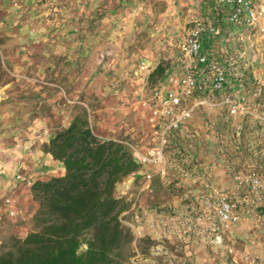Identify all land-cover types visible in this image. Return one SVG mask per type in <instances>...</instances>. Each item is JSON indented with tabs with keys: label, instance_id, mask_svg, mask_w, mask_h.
Returning a JSON list of instances; mask_svg holds the SVG:
<instances>
[{
	"label": "rangeland",
	"instance_id": "rangeland-1",
	"mask_svg": "<svg viewBox=\"0 0 264 264\" xmlns=\"http://www.w3.org/2000/svg\"><path fill=\"white\" fill-rule=\"evenodd\" d=\"M253 1L264 13V0ZM213 7L214 0H0V90L14 84L10 103L49 116L56 131L86 111L100 137L153 146L145 102L155 68L166 66L158 83L185 72L180 44L198 20L227 24L226 36L211 37L239 45ZM240 32L245 56L217 60L227 70L226 92L244 96L245 110L231 114L222 94H198L195 102L204 103L168 148L171 163L189 171L171 167L146 189L138 176L130 195L119 192L130 198L121 215L134 237L128 264H264V32ZM15 128L6 125L0 138ZM24 199L19 216L0 221V253L32 230L39 204ZM150 206L181 211L168 223L170 235L146 228ZM135 212L141 235L126 223ZM149 226L164 229L162 221Z\"/></svg>",
	"mask_w": 264,
	"mask_h": 264
},
{
	"label": "trees",
	"instance_id": "trees-1",
	"mask_svg": "<svg viewBox=\"0 0 264 264\" xmlns=\"http://www.w3.org/2000/svg\"><path fill=\"white\" fill-rule=\"evenodd\" d=\"M165 71L160 63L152 82L158 84ZM45 150L63 162L66 174L34 179L31 191L39 206L32 230L12 238L0 264H128L134 237L121 217L129 204L118 186L142 168L131 148L100 137L83 111Z\"/></svg>",
	"mask_w": 264,
	"mask_h": 264
},
{
	"label": "built area",
	"instance_id": "built-area-1",
	"mask_svg": "<svg viewBox=\"0 0 264 264\" xmlns=\"http://www.w3.org/2000/svg\"><path fill=\"white\" fill-rule=\"evenodd\" d=\"M213 9L217 14L225 9L228 22L236 28L264 32L263 10L253 0H214ZM205 34L222 36L224 31L215 21L198 20L180 44V49L186 57L185 72L181 75L173 74L165 83H158L149 101L145 102L151 112L150 123L155 129L156 144L141 148L128 141H121L131 148L135 159L142 166L139 172L143 189L150 188L157 175L166 177L169 173L168 169L174 167L169 158L168 148L172 143H176L175 137L192 117L194 110L204 103L195 102L198 94L206 96L222 94L221 104L225 105L231 114H238L246 108L244 96L226 92L228 74L225 66L203 51ZM226 40L230 41V36L226 37ZM147 166L152 168L145 170ZM15 178L29 187L34 182L33 178H26L22 173H17ZM0 203L7 208L10 217L17 216V198L6 195ZM226 206L227 212L229 205ZM3 219V212L0 210V221ZM126 223L136 234H142L141 214L135 212L132 220Z\"/></svg>",
	"mask_w": 264,
	"mask_h": 264
},
{
	"label": "crops",
	"instance_id": "crops-1",
	"mask_svg": "<svg viewBox=\"0 0 264 264\" xmlns=\"http://www.w3.org/2000/svg\"><path fill=\"white\" fill-rule=\"evenodd\" d=\"M217 15L218 21L228 22L227 14L221 13ZM219 25L224 27L227 24ZM231 27L233 28L231 36H234V39L236 38L234 43L237 42L239 45L232 46L227 43L226 38L225 41L222 40L219 42L214 40V36L211 37L212 35L205 34L207 37L204 36L203 38V51L216 60L221 57L224 61H227L229 56H245L246 49H244L243 46H245L247 42L244 40V37L240 36L242 35L240 32L242 28H236L233 25H231ZM223 31V35L226 36L225 30ZM229 47L232 48L230 49ZM173 74H177V72L171 73L170 76ZM165 82L166 80L160 81V83ZM13 85L14 84H8L0 90V132L8 124L16 126V130L14 132L12 131L13 134L10 139L5 140L4 138H0V202H2V198L6 195L17 198L19 200L17 216H19L23 212V205L25 204L24 198L31 199L33 196L31 187L27 186L25 183L18 182L15 175L17 173H22L26 178L48 179L52 176L65 175L66 168L63 162L54 159L53 155L45 150V146L57 132L55 127L50 125V117L37 115L35 111L31 113V109L25 108V106H18L15 103H10V95L16 93ZM5 102H9L11 106L4 105ZM70 123L71 122L64 127H67ZM17 124L20 126H17ZM180 143L182 144V142H179V144ZM143 147L145 148L146 146L143 145ZM174 165V168L178 171L184 172L188 170L180 163L175 162ZM151 168V166H147L145 170H150ZM138 176H140V172L126 178L125 181L119 184L118 191L123 193L128 192L130 195V187ZM177 185L182 186V182L180 181ZM129 199L128 196L127 202ZM180 201V199H175L172 204H181ZM0 210L3 212L4 219L14 218L7 214V208L2 204L0 205ZM145 212L146 218L148 219V227L146 226V228L151 229L149 230L150 232L159 233L158 235L160 236L170 235L171 226L169 227L168 223L175 221L177 218H182L181 211L179 214L176 213V210L167 213L161 209L157 210L154 206H150V209L145 210ZM152 220L158 222L162 221L164 223V229H161L159 226V230L150 227L149 222Z\"/></svg>",
	"mask_w": 264,
	"mask_h": 264
}]
</instances>
